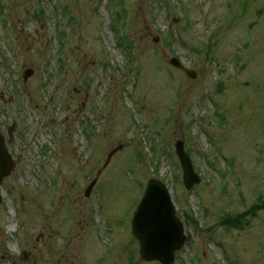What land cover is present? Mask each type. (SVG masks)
<instances>
[{
  "label": "rangeland",
  "instance_id": "obj_1",
  "mask_svg": "<svg viewBox=\"0 0 264 264\" xmlns=\"http://www.w3.org/2000/svg\"><path fill=\"white\" fill-rule=\"evenodd\" d=\"M0 135V264H159L131 225L152 179L175 264H264V0H0Z\"/></svg>",
  "mask_w": 264,
  "mask_h": 264
},
{
  "label": "water",
  "instance_id": "obj_2",
  "mask_svg": "<svg viewBox=\"0 0 264 264\" xmlns=\"http://www.w3.org/2000/svg\"><path fill=\"white\" fill-rule=\"evenodd\" d=\"M175 68L184 70V66L176 58L170 61ZM32 71L25 73V80L32 76ZM188 76L195 78L192 72ZM13 129L9 130L12 137ZM111 153L110 158L117 152ZM177 155L182 164L183 181L190 190L200 184L201 179L195 173L189 155L184 150V144L178 143ZM15 164L8 154L4 139L0 136V186L2 181L10 175ZM93 182L86 196L95 186ZM1 203V195H0ZM134 236L140 242V254L146 262H160L161 264H174L175 253L181 250L186 242L184 227L176 217V209L167 187L158 180H151L147 186L144 197L134 215L132 222Z\"/></svg>",
  "mask_w": 264,
  "mask_h": 264
},
{
  "label": "trees",
  "instance_id": "obj_3",
  "mask_svg": "<svg viewBox=\"0 0 264 264\" xmlns=\"http://www.w3.org/2000/svg\"><path fill=\"white\" fill-rule=\"evenodd\" d=\"M258 209L257 206H254L251 210L247 211L244 215L242 216H237L235 218L229 217L224 223V226H229L234 229H239L243 230L246 227V224H243L245 221L243 219H246L245 217L248 215H253L255 214V211ZM248 224V223H247Z\"/></svg>",
  "mask_w": 264,
  "mask_h": 264
}]
</instances>
